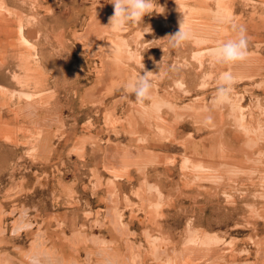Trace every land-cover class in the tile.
I'll use <instances>...</instances> for the list:
<instances>
[{
	"label": "rangeland",
	"instance_id": "374dc122",
	"mask_svg": "<svg viewBox=\"0 0 264 264\" xmlns=\"http://www.w3.org/2000/svg\"><path fill=\"white\" fill-rule=\"evenodd\" d=\"M156 4L113 30L111 0H0V264H264V0Z\"/></svg>",
	"mask_w": 264,
	"mask_h": 264
},
{
	"label": "clouds",
	"instance_id": "9594fccd",
	"mask_svg": "<svg viewBox=\"0 0 264 264\" xmlns=\"http://www.w3.org/2000/svg\"><path fill=\"white\" fill-rule=\"evenodd\" d=\"M114 14L109 18V25L113 30H120L127 24H139L144 15L154 10L156 0H111ZM191 38L190 31L185 27L184 19L180 23L179 31L165 39L171 47H180ZM249 37L246 29L241 27L235 36L226 41H220L213 46L208 56L217 64H233L248 58ZM152 72L138 75L124 84V91L135 97V102L143 105L151 98ZM235 84V77L230 72L220 75L215 89L213 103L225 104L231 102V93ZM210 119V117H209ZM35 264V262H34Z\"/></svg>",
	"mask_w": 264,
	"mask_h": 264
},
{
	"label": "bare ground",
	"instance_id": "6f19581e",
	"mask_svg": "<svg viewBox=\"0 0 264 264\" xmlns=\"http://www.w3.org/2000/svg\"><path fill=\"white\" fill-rule=\"evenodd\" d=\"M47 255V254H46ZM46 255H45V259H44V261L42 260V258H41V260L45 263V264H55L54 262H53V260L51 259V258H49L48 256L46 257ZM36 256V255H35ZM44 256V255H43ZM56 259H57V257H56ZM40 260V262H42ZM60 260H61V258H60ZM60 260H57L58 262L60 261ZM42 262V263H43ZM60 263H61V261H60ZM59 264V263H58Z\"/></svg>",
	"mask_w": 264,
	"mask_h": 264
}]
</instances>
